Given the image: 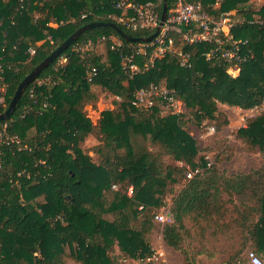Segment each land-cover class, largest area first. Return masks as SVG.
Masks as SVG:
<instances>
[{
  "label": "trees",
  "instance_id": "obj_1",
  "mask_svg": "<svg viewBox=\"0 0 264 264\" xmlns=\"http://www.w3.org/2000/svg\"><path fill=\"white\" fill-rule=\"evenodd\" d=\"M133 1H152L161 16L164 0ZM176 1L167 0L168 10ZM183 1L201 2L217 16L235 10L244 20L234 38L246 42L252 58L233 74L232 64L206 58L210 43L191 44L175 33L179 52L192 56V68L168 54L129 78L121 54L140 42L125 40L111 26L82 33L25 88L14 112L0 119L24 145L0 144V264H65L64 254L81 264H123L115 247L122 258L140 260L151 253L154 219L168 195L173 222L164 224L162 234L169 246L181 248L190 217L202 231L205 223L242 238L231 263L248 245L264 256V167L226 176L186 128L184 113L131 104L137 89L162 83L177 91L198 124L206 120L216 129L219 103L249 109L264 99V25L257 22H264V5L256 19L251 0ZM119 13L114 0H0V112L23 78L84 24L113 21L134 37L154 32L128 29L113 18ZM110 36L123 46L112 48ZM89 41L88 51L74 49ZM102 42L106 59L93 50ZM92 67L97 73L89 80ZM95 87L122 98L98 125L85 109L98 100ZM94 132L100 133L94 147L99 161L81 144ZM238 136L264 153V110L248 118ZM164 156L183 164L166 163ZM189 169L199 171L188 178Z\"/></svg>",
  "mask_w": 264,
  "mask_h": 264
},
{
  "label": "built area",
  "instance_id": "obj_2",
  "mask_svg": "<svg viewBox=\"0 0 264 264\" xmlns=\"http://www.w3.org/2000/svg\"><path fill=\"white\" fill-rule=\"evenodd\" d=\"M114 4L121 13L113 15V18L128 29H154L155 31L159 25L160 15L155 3L152 1L141 3L133 0H114ZM216 5H219V2ZM258 20L257 22L264 25L261 19ZM241 22L242 20L236 15L235 10L227 11L217 16L209 13L206 6L201 2L189 3L177 0L174 6L168 10L167 19L161 27L160 33L152 41L135 44L132 46L130 53L121 54L122 69L129 78H133L155 67L157 59L168 54H175L181 67L192 68L193 60L191 54L179 52L174 37V34L177 33L181 41L191 44L210 43L212 46L205 54L208 60L230 63L233 65L231 68L239 71L238 65L253 56V54L244 51L243 44L246 43L245 41L234 38L233 30ZM51 24L53 25L54 23ZM109 38L113 41L112 48L123 46V42L119 38L116 39L114 36ZM91 45L92 42L89 41L76 45L74 49L83 53ZM29 52L34 54L35 48L30 47ZM138 56L147 58L142 63H139L137 61ZM96 73L97 69L92 67L88 71V79L92 80ZM2 91H5V88H2ZM183 103L184 101L179 97L175 89L169 88L165 84L154 82L137 89L134 98L131 100V104L139 110H151L158 106L163 111L171 114H180L183 110ZM263 110L264 99L251 107L253 112L251 117ZM8 128V122L0 121V144L15 143L19 148H22L24 145H22L21 139L17 135L11 134ZM214 130L213 126L209 127L210 133H213ZM209 165H211V161ZM198 171V169H189L186 175L188 178H192ZM113 187L118 188L117 185ZM131 190L132 188H130V192ZM156 219L164 223L171 222L173 215L170 209L167 208L158 213ZM161 257L160 251L152 247L151 253L140 260L144 264H157L161 261ZM247 257L251 264L264 263L262 257L253 250L248 252Z\"/></svg>",
  "mask_w": 264,
  "mask_h": 264
},
{
  "label": "rangeland",
  "instance_id": "obj_3",
  "mask_svg": "<svg viewBox=\"0 0 264 264\" xmlns=\"http://www.w3.org/2000/svg\"><path fill=\"white\" fill-rule=\"evenodd\" d=\"M220 1V0H219ZM264 5V0H251L249 8L254 11L256 19L259 18L258 11ZM244 20L243 17H240ZM56 26L57 24H53ZM116 39L118 37L114 36ZM94 51L107 58V43L102 42L93 48ZM88 51V50H87ZM233 74L238 73V69L231 68ZM98 93V100L95 104H88L86 110L88 116L92 121L98 125L104 112L110 109H116L121 97L111 94L109 91L101 90L99 87L94 88ZM4 101V97L0 99ZM182 114L187 119L186 128L198 140L199 145L207 151L210 160H215L216 165L221 173L226 176H234L239 173L249 172L253 169L264 167V153L252 145L246 143L238 136V131L244 127L247 119L253 114L251 108L244 109L238 106H230L228 104L219 103L221 114L218 116L216 129L213 133L209 132V127L213 124L204 120L200 124L197 123L193 114L187 112L185 104L183 103ZM99 132L91 133L85 141L81 144L83 148L89 152L93 159L100 160L99 154L94 150V147L100 143ZM152 149L155 146L149 145ZM157 148V147H156ZM166 163H173L177 165L182 162L175 161L170 156H164ZM175 191L180 189V185H173ZM227 197V196H226ZM166 206H163L158 213L171 207L172 196L166 197ZM157 213V214H158ZM154 219V226L150 235V242L155 250L160 251L162 257L157 264H251L248 259V252L255 250L252 245H248L243 249L242 254L236 263H231L228 257L241 246L239 241L242 240L240 236H232L230 232L215 231L214 228H207L204 223L205 231L197 226L195 221L190 218H185V224L189 232L185 233L184 241L181 248L175 249L169 246L163 239V226L166 223ZM69 251L68 247L66 248ZM256 251V250H255ZM120 256V261L123 264H144L141 260L124 259L121 256L119 248L115 247L113 252ZM264 261V256L260 254ZM187 258V259H186ZM62 260L65 264H81L69 254H64ZM264 264V263H263Z\"/></svg>",
  "mask_w": 264,
  "mask_h": 264
},
{
  "label": "water",
  "instance_id": "obj_4",
  "mask_svg": "<svg viewBox=\"0 0 264 264\" xmlns=\"http://www.w3.org/2000/svg\"><path fill=\"white\" fill-rule=\"evenodd\" d=\"M168 16V2L164 0V6L162 9V13L160 16L159 25L156 27L155 31L145 37H134L128 34L119 24L113 21L105 22V21H92L87 24H84L80 28H78L75 32H73L67 39H65L56 49H54L51 54H49L46 58H44L29 74H27L23 80L18 85V88L8 106V108L2 112H0V119L8 118L15 110L16 105L21 98L25 88L32 83L40 73L49 66L54 59L59 57L65 50H67L71 44L78 39V37L84 33L86 30L99 27V26H111L115 29V31L125 40L129 42H149L152 41L161 30V27L164 25Z\"/></svg>",
  "mask_w": 264,
  "mask_h": 264
}]
</instances>
